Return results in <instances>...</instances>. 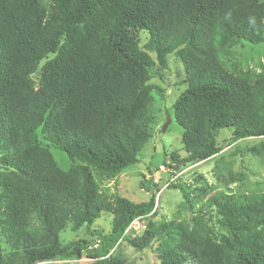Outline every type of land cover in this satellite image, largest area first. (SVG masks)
<instances>
[{"label": "trees", "instance_id": "trees-1", "mask_svg": "<svg viewBox=\"0 0 264 264\" xmlns=\"http://www.w3.org/2000/svg\"><path fill=\"white\" fill-rule=\"evenodd\" d=\"M243 42L264 44V0H0V264L71 261L90 245V264H135L111 254L121 242L157 244L160 264H264V192H224L202 176L170 184L175 216L134 237L154 196L133 204L100 190L151 141L153 94L164 93L151 73L170 55L187 85L171 106L185 152L170 154L175 168L218 156L221 129L230 144L264 139V71L236 64ZM237 154L262 156L264 142ZM103 214L105 234L94 228ZM67 228L91 239L64 243Z\"/></svg>", "mask_w": 264, "mask_h": 264}, {"label": "rangeland", "instance_id": "rangeland-1", "mask_svg": "<svg viewBox=\"0 0 264 264\" xmlns=\"http://www.w3.org/2000/svg\"><path fill=\"white\" fill-rule=\"evenodd\" d=\"M138 39L140 46L143 47L147 42V34L139 33ZM234 50L236 52L235 62L239 68L256 73L264 71V44L251 45L243 42ZM151 76V82L164 90L163 96L153 94L154 102L150 108L155 117V122L150 127L152 139L142 149L138 163L125 169L116 178L100 184L101 192L106 195L116 194L133 204L148 202L151 195L154 196V215L133 221L128 229V235L140 236L148 220H170L175 216L177 206L181 202V195L178 190L168 189L167 186L170 184L196 186L198 176H202L207 184L224 192L229 189L240 193L264 192V155L244 154L241 156L237 154L238 150L246 147L259 148L264 139H247L230 144L228 143L230 140L228 129L218 131L216 143L223 148L218 156L185 168H175L170 154L174 153L179 158H184L185 152L181 144V129L174 121L171 106L187 87L183 83L184 72L180 61L170 55L167 57V69L162 70L157 65ZM49 151L61 170L69 169L70 163L64 153L53 148ZM142 180L145 182L144 189L140 186ZM110 227L111 217L108 214H103L94 224V228L103 231L104 234L108 233ZM80 238L90 237L86 235L84 229L72 232L67 228L61 234L64 243ZM156 247L157 244H154L151 249L136 252L121 242L111 254L125 257L135 264H160ZM2 249L4 254H9L10 250L6 245L2 244ZM94 250L95 245H90L79 259L55 260L44 264H90L93 262L91 256Z\"/></svg>", "mask_w": 264, "mask_h": 264}]
</instances>
